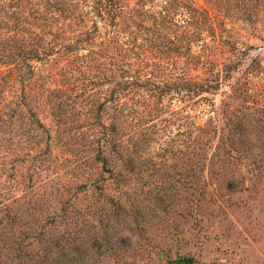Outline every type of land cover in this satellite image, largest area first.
Segmentation results:
<instances>
[{
    "label": "rangeland",
    "instance_id": "1",
    "mask_svg": "<svg viewBox=\"0 0 264 264\" xmlns=\"http://www.w3.org/2000/svg\"><path fill=\"white\" fill-rule=\"evenodd\" d=\"M117 1L0 0V261L264 264V0Z\"/></svg>",
    "mask_w": 264,
    "mask_h": 264
},
{
    "label": "trees",
    "instance_id": "2",
    "mask_svg": "<svg viewBox=\"0 0 264 264\" xmlns=\"http://www.w3.org/2000/svg\"><path fill=\"white\" fill-rule=\"evenodd\" d=\"M118 1L117 0H98V5H97V12L99 14H102L103 12H105L109 17H110V23L114 24V26L117 24V17H120L121 14V10L118 8ZM249 16V19L252 18V16ZM221 24V23H220ZM222 25V24H221ZM117 26V25H116ZM80 41H78L79 43ZM26 46V45H25ZM47 47H45V45H41L39 44L36 48H26L21 46L19 53H15L14 57L16 58V65H20V66H24V64H27V67L29 68V71L32 73H34V67L29 64L31 61H42L44 56L45 57H51L55 54H59L62 53L63 51L66 52L67 50H70L72 48H76V46H78L76 43L75 44H63V45H46ZM118 50V48H117ZM71 53V52H70ZM46 59V58H45ZM112 73H116L115 72V68L113 70H111ZM128 74V73H127ZM142 78H140V76H138L137 78L134 76L129 75L128 80L125 81V91H127V93L129 94H133L136 92H140V91H144L143 95L147 94V95H151V97H155L154 94H157L159 92V95L164 96L167 95L169 92L167 90H159V89H153V87H156L153 83L151 82H139V80H141ZM148 87L152 89L148 90ZM167 91V92H166ZM138 92V93H139ZM140 94V93H139ZM141 95V94H140ZM136 109V108H135ZM128 113L129 116L131 114H133L132 109H128ZM106 127V126H105ZM104 127V128H105ZM116 125L112 126V130L110 128H106V130L110 133H115L116 132ZM99 143L103 144V145H113L114 148L117 147V144L119 143L118 139H114L111 136H109L108 134H105L104 137L99 138ZM107 164V162H106ZM104 170L108 171L110 169L108 168H104ZM109 173V171H108ZM4 218L5 215H0V226L2 227L0 230V244L2 243V237L6 236V226L4 224ZM178 264H196L195 260L193 258H180L177 262ZM0 264H7L5 262H1Z\"/></svg>",
    "mask_w": 264,
    "mask_h": 264
}]
</instances>
